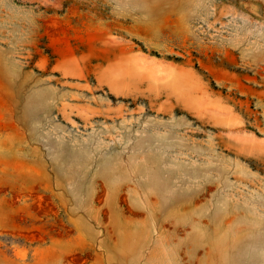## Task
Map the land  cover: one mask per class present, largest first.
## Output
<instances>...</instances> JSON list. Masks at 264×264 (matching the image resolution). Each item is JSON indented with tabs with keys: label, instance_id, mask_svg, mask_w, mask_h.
<instances>
[{
	"label": "rangeland",
	"instance_id": "rangeland-1",
	"mask_svg": "<svg viewBox=\"0 0 264 264\" xmlns=\"http://www.w3.org/2000/svg\"><path fill=\"white\" fill-rule=\"evenodd\" d=\"M0 264H264V0H0Z\"/></svg>",
	"mask_w": 264,
	"mask_h": 264
}]
</instances>
